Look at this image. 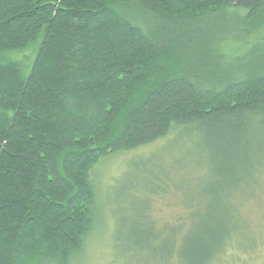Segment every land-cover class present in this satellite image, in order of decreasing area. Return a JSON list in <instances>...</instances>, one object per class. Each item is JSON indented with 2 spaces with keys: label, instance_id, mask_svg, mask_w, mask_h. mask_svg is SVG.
Segmentation results:
<instances>
[{
  "label": "trees",
  "instance_id": "1",
  "mask_svg": "<svg viewBox=\"0 0 264 264\" xmlns=\"http://www.w3.org/2000/svg\"><path fill=\"white\" fill-rule=\"evenodd\" d=\"M226 9L264 20V0H0V264H78L102 220L96 167L172 133V149L187 145L172 170L210 176L203 212L191 206L171 242L137 236L141 264L235 249L255 172L243 141L264 127V40L213 50L201 26Z\"/></svg>",
  "mask_w": 264,
  "mask_h": 264
},
{
  "label": "rangeland",
  "instance_id": "2",
  "mask_svg": "<svg viewBox=\"0 0 264 264\" xmlns=\"http://www.w3.org/2000/svg\"><path fill=\"white\" fill-rule=\"evenodd\" d=\"M246 17L243 9L208 14L201 27L218 37L211 48L231 58L263 41L264 20L254 26L246 22ZM19 57L24 61L23 55ZM254 128L243 141L248 148L245 149L247 158L242 161L255 168V172L251 171L253 176L246 177V182L240 186L245 187L250 196L239 205L245 215L243 230L233 242L235 249L226 252L227 255L214 264H264V127ZM174 137L172 133L149 146L113 154L96 167L94 182L99 191L102 220L98 221V230L88 238L78 264H141L144 256L140 248H134L137 236L159 237L171 242L173 237L186 235L193 226L188 209L193 206L195 213L203 212L198 198L201 185L208 182L210 176L200 173L189 180L187 170H172L174 157L179 156L178 148L187 146L183 142L172 149L169 142ZM179 215L182 221L174 226L175 217ZM151 244L152 251L157 243ZM146 263L154 264L153 259Z\"/></svg>",
  "mask_w": 264,
  "mask_h": 264
}]
</instances>
